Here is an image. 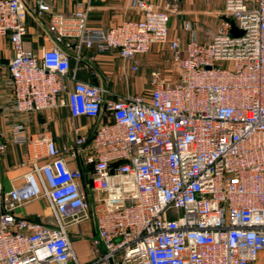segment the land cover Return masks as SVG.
<instances>
[{"label": "built area", "instance_id": "built-area-1", "mask_svg": "<svg viewBox=\"0 0 264 264\" xmlns=\"http://www.w3.org/2000/svg\"><path fill=\"white\" fill-rule=\"evenodd\" d=\"M51 2L34 0L31 10L50 15L38 55L24 39L27 0H0V37L12 52L0 72V157L9 138L29 164L18 187L4 192L0 181V264H80L69 228L91 220L88 264H256L264 252V0H223L212 36L200 41L185 23L184 43L168 40L169 3L137 0L140 19L92 29L87 5L63 16ZM154 45L167 46L176 76L152 73L148 94L108 99L71 68L83 46L116 53L137 73ZM58 109L95 122L72 149L29 130L33 117ZM66 156L91 168L92 197ZM37 199L51 224L14 215Z\"/></svg>", "mask_w": 264, "mask_h": 264}, {"label": "crops", "instance_id": "crops-1", "mask_svg": "<svg viewBox=\"0 0 264 264\" xmlns=\"http://www.w3.org/2000/svg\"><path fill=\"white\" fill-rule=\"evenodd\" d=\"M137 0H52L53 13L63 16H70L76 9L77 3L88 6L87 25L92 29L112 28L128 19H140L141 12L135 6ZM155 6L171 4L173 10L169 22L168 40L178 38L184 43L188 38L182 26L189 23L196 37L200 41H207L211 33L216 30L220 21V14L223 9V0H142ZM29 12L27 13L25 24L27 34L25 41L35 53L40 54L42 46L41 35L49 21V14L37 16L31 10L34 8V0H27ZM218 20V21H217ZM211 24L214 26L211 27ZM212 33V34H213ZM163 45H154L149 52L157 55L158 50ZM167 46L165 45L164 49ZM79 59H71V68L75 69L77 81L99 85L107 90L108 99H117L136 94H148L144 82L140 78H135L130 72L129 65L124 63L116 53H97L93 48L81 47L79 49ZM148 53V54H149ZM145 56V55H144ZM139 58V70L143 62V57ZM12 57L10 44L7 38L0 37V72L4 73L8 61ZM169 58V56H168ZM94 120L84 117L73 118L66 109H58L44 112L33 117L29 130L31 133L47 131L53 138L56 146L72 149L75 147L77 135L90 136ZM3 127L2 122L0 128ZM76 131V132H75ZM7 150L0 157V181L4 192L11 187H18L21 184V176L28 169L29 164L25 154L24 146H17L6 138ZM65 162L70 169H80L84 176L82 180L83 190L90 194L88 182L91 175V168L82 165L79 159L65 157ZM92 197V196H91ZM17 218L31 221H39L44 224H51L47 203L43 199L33 200L14 210ZM95 234L94 220L71 226L69 228V238L75 255L80 264H88L95 257L87 256L81 252L80 244L90 239Z\"/></svg>", "mask_w": 264, "mask_h": 264}, {"label": "rangeland", "instance_id": "rangeland-1", "mask_svg": "<svg viewBox=\"0 0 264 264\" xmlns=\"http://www.w3.org/2000/svg\"><path fill=\"white\" fill-rule=\"evenodd\" d=\"M212 26H214V24H211V27ZM212 33L210 37L212 36ZM162 47H163L162 49L158 50V54L156 56L151 55L150 53L145 55L143 57V62L141 64L140 70L134 74L135 78L142 79V81L144 82L146 92L151 89L150 82L152 80V73L154 72L159 71L161 75H163L169 81L175 80L176 69L169 61L167 50L166 48L164 49L165 45H163ZM80 246H81L80 248L81 252H83V254L87 255L88 257L96 256L95 248L93 247L89 238L88 239L86 238V241L82 242ZM98 249L100 251H103L102 247H98ZM256 264H264V252H262L259 255Z\"/></svg>", "mask_w": 264, "mask_h": 264}]
</instances>
